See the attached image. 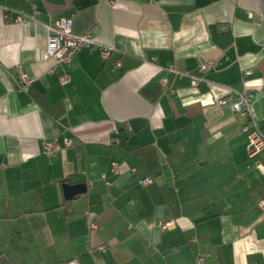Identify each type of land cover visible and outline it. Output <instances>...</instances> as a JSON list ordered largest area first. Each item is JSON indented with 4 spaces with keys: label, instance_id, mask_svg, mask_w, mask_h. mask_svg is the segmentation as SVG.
Here are the masks:
<instances>
[{
    "label": "crops",
    "instance_id": "1",
    "mask_svg": "<svg viewBox=\"0 0 264 264\" xmlns=\"http://www.w3.org/2000/svg\"><path fill=\"white\" fill-rule=\"evenodd\" d=\"M61 19L114 52L52 72ZM246 90L264 134V0H0V264H264V152L218 104Z\"/></svg>",
    "mask_w": 264,
    "mask_h": 264
},
{
    "label": "built area",
    "instance_id": "2",
    "mask_svg": "<svg viewBox=\"0 0 264 264\" xmlns=\"http://www.w3.org/2000/svg\"><path fill=\"white\" fill-rule=\"evenodd\" d=\"M25 20L22 17L17 18L15 23L18 25L25 24ZM47 38L46 47L44 50V57L53 60L52 72H55L63 66H70L73 59L82 49L94 50L98 49L100 56L104 61H106L110 55L114 52L111 47L103 46L98 44L94 38L89 34L75 35L71 31V22L68 20H51L46 27ZM225 30V29H223ZM211 63L201 65L198 68V72L205 73L209 70ZM120 63L117 60L115 62V68L119 69ZM167 71L173 73L178 78L187 77L191 87H197L201 82V78L197 76H189L177 72L174 67L170 66L166 69ZM15 78L17 80L20 91L27 92L31 84L35 81V78L29 76L23 70L22 65L18 64L14 67ZM250 72H245L244 75H249ZM68 75L64 74L60 77L62 83L67 82ZM161 85H167L166 80H160ZM170 95L174 94L173 89L168 90ZM252 94L249 91H233L228 97L220 100L219 105H229L230 109L240 115L249 116V121L242 127V131L246 134V153L248 157H253L261 152H264V134L261 133L258 128L256 121L253 119L250 110V100ZM71 141L65 140V146H69ZM45 150L48 155L59 150V146L55 142H45ZM258 170L264 174V164H259L257 166ZM112 174L117 175L119 170L117 167H113L111 170ZM152 183L151 178H144L139 181L142 187H145ZM260 208H264V199L258 202ZM173 225V222L160 223L157 227L160 230L169 229ZM91 228H95L94 225ZM202 258L196 259V264H202ZM63 264H77L74 260H70Z\"/></svg>",
    "mask_w": 264,
    "mask_h": 264
},
{
    "label": "water",
    "instance_id": "3",
    "mask_svg": "<svg viewBox=\"0 0 264 264\" xmlns=\"http://www.w3.org/2000/svg\"><path fill=\"white\" fill-rule=\"evenodd\" d=\"M85 190L86 188L84 185H76V186L63 185V193H64V198L66 200H71L74 197L83 194Z\"/></svg>",
    "mask_w": 264,
    "mask_h": 264
}]
</instances>
